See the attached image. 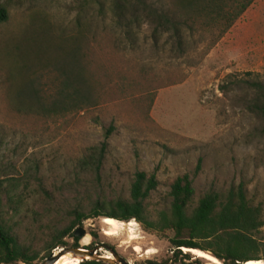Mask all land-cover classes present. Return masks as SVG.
I'll list each match as a JSON object with an SVG mask.
<instances>
[{
	"label": "rangeland",
	"instance_id": "obj_1",
	"mask_svg": "<svg viewBox=\"0 0 264 264\" xmlns=\"http://www.w3.org/2000/svg\"><path fill=\"white\" fill-rule=\"evenodd\" d=\"M0 5L8 15L0 22V194L3 215L11 212L21 231L30 222L38 226L46 209L64 215L77 205L87 208V195H127L137 171L155 173L154 204L183 173L196 196L242 185L248 199L264 201V117L255 87L264 86V0H254L230 26L184 25L179 36L164 32L156 39L147 20L129 39L103 22L80 37L92 20L90 0ZM68 80L74 82L68 92L80 84L87 93L86 105L56 115L32 109L30 96L50 99ZM104 140L94 188L80 160ZM104 218L85 219L82 226L92 241L90 232L96 233L95 244L110 245L132 264H215L186 248L180 250L188 257L175 261L169 238L134 219L135 239L127 229L105 235ZM100 253L110 255L105 248Z\"/></svg>",
	"mask_w": 264,
	"mask_h": 264
},
{
	"label": "trees",
	"instance_id": "obj_2",
	"mask_svg": "<svg viewBox=\"0 0 264 264\" xmlns=\"http://www.w3.org/2000/svg\"><path fill=\"white\" fill-rule=\"evenodd\" d=\"M253 1L170 0L169 4L159 6L148 0H90L94 22L89 20L79 32L82 37L83 31H89L90 27L97 31L95 22H103L107 23L105 26L109 30L129 39L135 34L134 28L147 20L153 25L154 39L164 32L179 36L184 25L188 28L196 23L202 28L217 23L230 26ZM7 16L6 7L0 5V22L6 21ZM77 53L80 62L84 55L81 46L76 49ZM76 69L80 79L84 68L81 70L78 64ZM73 83L72 80L64 82L63 88L50 99L30 96L32 109L56 115L82 108L89 97L80 84L68 92L65 88ZM255 87L258 88L256 105L264 117V86L256 83ZM105 149L104 140L100 148L90 147L86 157L80 160V167L90 173L89 181L94 188H97L93 182L99 180ZM133 177L127 195L107 196L103 192L94 197L87 195V208L77 205L64 215L59 214L57 208L46 209L38 215V226L30 222L23 231L11 212L3 215L4 197L0 194V264H40L54 249L72 245L64 240L69 235L75 240L73 246L79 247V238L73 235V229L81 226L85 219L98 216L126 222L134 219L145 231L167 236L175 261L179 256L188 257L182 254L180 249L183 247L207 251L223 264H243L261 259L259 254L264 257V201L255 203L248 199L242 185L225 192L212 189L196 196L192 178L183 173L172 180L164 199L154 204L151 196L158 183L155 173L137 171ZM45 196L48 202L51 196L47 192ZM12 213L17 212L14 209ZM90 234L94 240L86 246L88 248L94 246L97 238L96 233ZM78 264L108 263L84 260ZM143 264L160 263L146 260Z\"/></svg>",
	"mask_w": 264,
	"mask_h": 264
},
{
	"label": "water",
	"instance_id": "obj_3",
	"mask_svg": "<svg viewBox=\"0 0 264 264\" xmlns=\"http://www.w3.org/2000/svg\"><path fill=\"white\" fill-rule=\"evenodd\" d=\"M73 235L80 239L88 235L90 238V243L92 242V238L85 229L84 226H77L73 230ZM87 244V245H89ZM102 248H105L109 251L110 256H107L105 254H101L100 250ZM64 254H70L72 258L79 259V262L84 260H95V261H102L108 264H132L130 261L125 259L123 256L118 254L110 245L105 243H99L95 244L91 248H87L85 246H79V247H60L57 252L52 251L40 264H54L62 255ZM212 255V254H211Z\"/></svg>",
	"mask_w": 264,
	"mask_h": 264
},
{
	"label": "bare ground",
	"instance_id": "obj_4",
	"mask_svg": "<svg viewBox=\"0 0 264 264\" xmlns=\"http://www.w3.org/2000/svg\"><path fill=\"white\" fill-rule=\"evenodd\" d=\"M132 221L130 220L128 222H123L112 217H106L102 220V223L105 225L104 233L105 235L108 236H114L120 234L124 229H127L129 234V239H135L137 237L136 236L137 234L136 233L134 234V229L132 228L134 222ZM89 242H90V238L88 235H85L80 239V244L82 246L89 244ZM135 250H141V248L139 246H136ZM184 250L193 252L197 256L205 258L215 264H220V261L207 251H203L196 248H186ZM150 253H152L151 249L145 251V254H150ZM70 257H71L70 254H65L64 256H61L54 264H77L75 261L69 260ZM244 264H264V260H260V259L248 260Z\"/></svg>",
	"mask_w": 264,
	"mask_h": 264
},
{
	"label": "flooded vegetation",
	"instance_id": "obj_5",
	"mask_svg": "<svg viewBox=\"0 0 264 264\" xmlns=\"http://www.w3.org/2000/svg\"><path fill=\"white\" fill-rule=\"evenodd\" d=\"M73 243H75V240L74 239H72V245H70V247H75V246H73ZM77 243L79 244V239L77 240ZM95 245V244H94ZM88 248V247H87Z\"/></svg>",
	"mask_w": 264,
	"mask_h": 264
},
{
	"label": "built area",
	"instance_id": "obj_6",
	"mask_svg": "<svg viewBox=\"0 0 264 264\" xmlns=\"http://www.w3.org/2000/svg\"><path fill=\"white\" fill-rule=\"evenodd\" d=\"M57 250L59 249V248H56ZM181 249H183V248H181ZM55 251V250H54Z\"/></svg>",
	"mask_w": 264,
	"mask_h": 264
},
{
	"label": "clouds",
	"instance_id": "obj_7",
	"mask_svg": "<svg viewBox=\"0 0 264 264\" xmlns=\"http://www.w3.org/2000/svg\"><path fill=\"white\" fill-rule=\"evenodd\" d=\"M58 248H60V247H58ZM184 248V247H183ZM54 251V250H53ZM55 252V251H54ZM244 264V263H243Z\"/></svg>",
	"mask_w": 264,
	"mask_h": 264
}]
</instances>
